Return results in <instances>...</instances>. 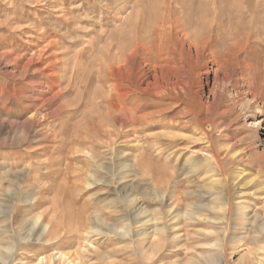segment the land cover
Listing matches in <instances>:
<instances>
[{
  "label": "rangeland",
  "instance_id": "374dc122",
  "mask_svg": "<svg viewBox=\"0 0 264 264\" xmlns=\"http://www.w3.org/2000/svg\"><path fill=\"white\" fill-rule=\"evenodd\" d=\"M150 1L0 0V256L15 251L11 264H264V124L250 131L230 87L208 125L196 97H146L170 114L124 127L104 105L106 49L118 62L162 0ZM177 1L183 22L221 23L234 83L264 58V0ZM38 217L51 234L31 231Z\"/></svg>",
  "mask_w": 264,
  "mask_h": 264
},
{
  "label": "bare ground",
  "instance_id": "6f19581e",
  "mask_svg": "<svg viewBox=\"0 0 264 264\" xmlns=\"http://www.w3.org/2000/svg\"><path fill=\"white\" fill-rule=\"evenodd\" d=\"M152 4L151 10L145 14L147 20L143 22L144 26L135 31L136 38L133 37L135 40L127 45L123 39V43L120 42L118 45L116 54L118 62H114V58L111 57L110 47L106 49V91L103 96L108 113L117 112L122 127L128 123L137 125L139 121L152 122L171 112L170 106L166 104H146V97H149L148 100L173 99L181 103L189 102L196 97L201 122L208 125L211 112L221 102L224 90L230 87L233 92V106L241 112L240 117H244L245 121L248 119L252 121V128H248L259 135V128L264 124V61H262L264 58L259 60L260 63L249 59L245 64L247 73H241L245 75L238 81L235 79L234 83L228 68L232 67L234 71L237 64L227 57L229 48L227 49L218 32L221 23L213 21L208 26L199 24L195 28L194 23L182 21L183 7L177 0H162ZM241 40L239 35L234 45L235 51L237 49L240 53L245 51V43ZM35 55L37 56L36 53ZM30 65L31 63H28L26 68L29 69ZM141 107L147 110L154 108L156 112L148 113L147 117L139 116L138 111ZM182 112L176 113L171 119H185L194 111L185 109ZM182 124L185 126V123ZM40 218L34 222L31 231L40 227L41 237L51 234L52 222L40 225ZM29 237L25 243L33 241L31 235ZM8 252L6 256H0L1 264L12 263L15 251L8 249ZM53 259L43 258L38 264H48L49 261L52 263Z\"/></svg>",
  "mask_w": 264,
  "mask_h": 264
}]
</instances>
